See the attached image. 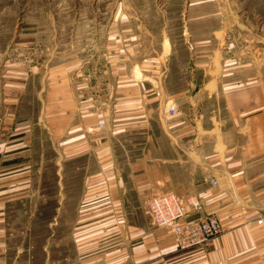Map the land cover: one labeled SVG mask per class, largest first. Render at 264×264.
Returning a JSON list of instances; mask_svg holds the SVG:
<instances>
[{
    "label": "crops",
    "instance_id": "obj_1",
    "mask_svg": "<svg viewBox=\"0 0 264 264\" xmlns=\"http://www.w3.org/2000/svg\"><path fill=\"white\" fill-rule=\"evenodd\" d=\"M188 4L183 43L144 14L0 46V264H264V56L232 72L262 29ZM161 193L198 199L186 220L221 235L183 247L151 221Z\"/></svg>",
    "mask_w": 264,
    "mask_h": 264
},
{
    "label": "rangeland",
    "instance_id": "obj_2",
    "mask_svg": "<svg viewBox=\"0 0 264 264\" xmlns=\"http://www.w3.org/2000/svg\"><path fill=\"white\" fill-rule=\"evenodd\" d=\"M190 2L196 3V10L200 13L214 10L220 5L223 8L227 7L228 10H238L244 19L246 17L255 27H261L260 33L264 38V0H0V46L13 40L17 35L15 31L20 28L23 29L20 34L25 33L29 36L48 32L54 37L53 34L58 32L59 41L57 40V44H59L62 40V24L70 20L128 17L132 23L127 24V26H133L138 31L137 26L140 27L142 24L145 26V15L153 17L157 14H166L167 32L173 34L175 42L183 43L184 40L181 36L184 23L182 18ZM132 18H139V21L143 20L144 23H139V21L137 23ZM252 24L250 25L252 26ZM150 25L157 30L156 22ZM163 25L160 23L159 29ZM127 26L119 25L118 27ZM254 34L256 33L250 30L246 32L247 42L250 39L254 41ZM255 44L258 46H249L245 50L249 60L240 61L238 59L236 61L237 55L232 53L234 59L232 72L238 73V71L246 69L247 66L250 73L256 72L253 60L256 61L257 52L260 54V58L264 56V42H255ZM187 56L188 54L181 53L183 60H186ZM247 82L251 86L257 83V79L251 78ZM247 82L243 83L246 84ZM19 225L28 227L25 222ZM40 228H42V235L37 240L39 247L43 246L45 241L42 233L43 226ZM66 242L68 244V237H66ZM43 258L44 255H38V260H43Z\"/></svg>",
    "mask_w": 264,
    "mask_h": 264
},
{
    "label": "built area",
    "instance_id": "obj_3",
    "mask_svg": "<svg viewBox=\"0 0 264 264\" xmlns=\"http://www.w3.org/2000/svg\"><path fill=\"white\" fill-rule=\"evenodd\" d=\"M169 113L174 116L177 109L171 108ZM147 207L154 225L178 235L183 247L203 245L221 235L220 222L213 217L207 216L191 222L186 220L191 212H199L202 209L200 201L194 197L183 201L172 193L155 194L149 199ZM262 223L264 219L259 220V224Z\"/></svg>",
    "mask_w": 264,
    "mask_h": 264
},
{
    "label": "bare ground",
    "instance_id": "obj_4",
    "mask_svg": "<svg viewBox=\"0 0 264 264\" xmlns=\"http://www.w3.org/2000/svg\"><path fill=\"white\" fill-rule=\"evenodd\" d=\"M105 127V126H104Z\"/></svg>",
    "mask_w": 264,
    "mask_h": 264
}]
</instances>
